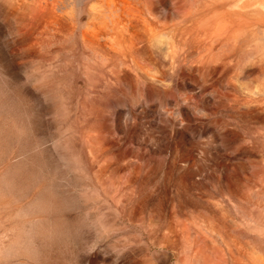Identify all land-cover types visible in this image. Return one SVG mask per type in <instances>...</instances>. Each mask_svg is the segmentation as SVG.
<instances>
[{
  "label": "rangeland",
  "instance_id": "1",
  "mask_svg": "<svg viewBox=\"0 0 264 264\" xmlns=\"http://www.w3.org/2000/svg\"><path fill=\"white\" fill-rule=\"evenodd\" d=\"M0 97V165L92 205L80 264H264V0H0Z\"/></svg>",
  "mask_w": 264,
  "mask_h": 264
},
{
  "label": "clouds",
  "instance_id": "2",
  "mask_svg": "<svg viewBox=\"0 0 264 264\" xmlns=\"http://www.w3.org/2000/svg\"><path fill=\"white\" fill-rule=\"evenodd\" d=\"M13 187L29 194L21 200ZM91 208L73 175L50 179L38 164L19 167L15 158L0 165V264H80Z\"/></svg>",
  "mask_w": 264,
  "mask_h": 264
}]
</instances>
